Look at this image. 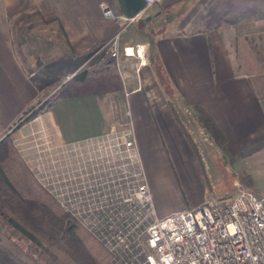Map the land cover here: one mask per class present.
<instances>
[{
  "label": "crops",
  "instance_id": "crops-1",
  "mask_svg": "<svg viewBox=\"0 0 264 264\" xmlns=\"http://www.w3.org/2000/svg\"><path fill=\"white\" fill-rule=\"evenodd\" d=\"M112 2L110 7L120 13L117 0ZM211 2L161 0L150 6L144 17L123 27L122 20L108 18L102 13L101 4H108L106 0H2L0 17L27 10L30 13H46L51 18L54 16L56 30L62 32L65 49L60 50L59 45L55 44L58 38L51 39L56 53L50 62L84 54L119 30L121 46L145 42L148 59L146 64L139 65L136 70L133 57L121 56L120 64L125 74H120V77L124 79V88L116 95L104 99L94 94L59 97L50 107L20 124L19 117L36 102L40 89L33 82L34 71L23 57L26 56L24 49H28L23 48L22 43V47L17 49L11 39L10 27L1 17L0 138L11 132L16 139L25 138L30 131L38 134L41 128L49 129L67 141L101 133L109 124L124 120L125 110L129 107V93L142 94L145 87H149V81L154 80L163 102L150 97L155 91L152 88L146 94V102L142 101L136 112L151 128L147 132V142L150 139V144L159 145L157 138L168 135L169 143L163 139L160 154L165 153L170 160L174 159L176 150L171 135L161 128L165 121L176 119L174 104L170 101V93L162 91L155 80L157 67L164 78L175 86L176 92H172V95L187 112L194 117L192 105L199 104L213 116L227 137L226 148L230 154L264 138V88L258 87L250 72L240 73L235 69V57L231 51L234 44L232 40L236 41L240 28H245L250 34L257 27L256 30L264 33V27L261 28L264 26V17L192 31L211 7L208 8ZM258 5L264 14V0H258ZM251 14L253 12L249 11L248 15ZM154 16L157 20L162 19V23L151 25ZM248 33H243L244 38H247ZM261 39L264 40V34L259 36ZM44 45V42L40 44L39 49L41 46L44 48ZM59 50L63 53L59 54ZM36 62L44 67L42 61ZM118 98L125 103L123 109L118 105ZM76 107L81 109V117L76 118ZM182 134L186 138L185 133ZM150 144L144 148L149 151L152 146L155 150L157 144ZM227 183V178L215 181L203 201L227 196Z\"/></svg>",
  "mask_w": 264,
  "mask_h": 264
},
{
  "label": "built area",
  "instance_id": "built-area-1",
  "mask_svg": "<svg viewBox=\"0 0 264 264\" xmlns=\"http://www.w3.org/2000/svg\"><path fill=\"white\" fill-rule=\"evenodd\" d=\"M143 1L128 18L106 3L101 9L124 27L161 0ZM99 49L115 59L120 74L121 56L136 57V70L148 59L145 43L121 46L120 30ZM31 135L19 146L29 170L105 247L111 264H264V191L239 187L196 207L157 214L129 107L124 120L98 134L67 141L42 128Z\"/></svg>",
  "mask_w": 264,
  "mask_h": 264
},
{
  "label": "trees",
  "instance_id": "trees-1",
  "mask_svg": "<svg viewBox=\"0 0 264 264\" xmlns=\"http://www.w3.org/2000/svg\"><path fill=\"white\" fill-rule=\"evenodd\" d=\"M107 1L113 3L112 0ZM262 10L258 0H219L209 8L201 22L193 26L192 31L261 18L264 17ZM247 11L253 14L248 15ZM101 44L84 54L61 58L59 63L62 66L47 76L41 75L40 70L34 72L32 79L40 90L61 82L64 76H71L37 108H27L19 117V123L47 109L59 97L94 94L104 99L121 92L124 83L115 59L105 51L93 56ZM50 63L53 62L45 64L46 68ZM192 109L203 132L226 153L227 137L213 116L199 104H193ZM175 115L179 121L178 115ZM182 128L186 138L191 141L186 129ZM262 149L264 138L230 154V161L248 158ZM237 174L243 188L256 191L250 179L246 178L248 171H237ZM2 223L22 234L27 241L26 247L6 232ZM75 248L81 251L77 252ZM0 264H111L105 247L66 213L36 181L14 147L10 133L0 138Z\"/></svg>",
  "mask_w": 264,
  "mask_h": 264
},
{
  "label": "rangeland",
  "instance_id": "rangeland-1",
  "mask_svg": "<svg viewBox=\"0 0 264 264\" xmlns=\"http://www.w3.org/2000/svg\"><path fill=\"white\" fill-rule=\"evenodd\" d=\"M211 1L212 0H210V2ZM217 1L219 0H216L214 3L211 2L212 4L210 3L208 8L214 4H217ZM1 2L2 0H0V4ZM106 2L108 1L106 0ZM108 4H110V2H108ZM26 12L6 16L1 15L2 21L6 22V24L10 27L11 39L13 40V43L17 49L20 48L21 43L23 48L28 49L27 51L24 49L26 56L23 57L26 60L29 68L34 72L40 70L39 73L41 75L47 76L51 74V72H56L58 67L62 66V64L59 62H53L47 68L45 66V62H50L51 58H55L54 54L56 53V48L53 49V43L51 39L54 40L58 38L55 44L59 45L60 50L62 48L65 49L62 32L60 29L56 30V20H53L54 16L51 18L52 16L46 13H30V10H27ZM0 23H2L1 20ZM161 23L162 19L157 20L155 16L152 17L150 22L151 25ZM262 27L264 26H261V28ZM241 29L242 28L239 29L238 38L236 41L234 42V40H232L234 44L231 46V51L233 53L232 55L235 57L234 67L240 73L250 72L253 74L258 87L261 86L264 88V40H259V36H263L264 33L262 31L256 30L257 27L254 30L255 32L250 34L246 32L245 28L242 30ZM243 33H248L247 38H244ZM43 42L45 43V47L43 48L41 46L39 49L40 44ZM99 47L94 51L93 56H96L103 51L102 49H99ZM60 50L59 54H62L63 52ZM128 50L130 51L131 48H128ZM131 57H133V62L136 67L138 60L134 56ZM36 61H42L44 67H40L41 65H39V63ZM158 69L160 68L157 67L158 73L155 74L156 79H154L162 91L170 93V101L174 104V111L178 115L179 119L178 121L175 118L174 120L171 118L170 121H165L161 126L163 131L164 129L165 132L167 131L166 134L171 135V140L176 150V158L174 157V159L170 160L165 153L160 154L162 151L160 148L163 144V139L167 143L169 139L168 135L162 136V139L157 138L159 145L157 143L156 145L151 142V144L156 145L155 150L152 148V146L149 151L144 148L145 145L150 144V139L148 141L149 143L147 142V132H149L151 128L149 125L143 122L140 116H138L136 110L138 106L142 104V101L146 102L147 95L150 91H152V88L155 91L153 92L154 94H149L150 97L155 99L158 98V101H161V103L163 102V100L160 98V92L154 85V80L152 82L149 81V87L146 86L142 94L130 92L128 96L129 108L134 124L136 139L157 214L162 216L177 209L196 207L200 205L203 202L204 195H206L207 190H211V185L221 178H227L229 181V183H227L228 186L226 195L235 193L237 188H243L244 186L238 179L237 171H248L249 174L246 176V178L250 179V182L253 184L256 190L254 192H263L264 149L254 152L248 156V158H240L230 161V152L227 151L226 153H223L220 146L212 141V139H210L203 132L202 128L197 123L196 118H194L195 116L193 117L189 111L187 112V110L184 109L180 102L175 100L173 96L174 94L172 95V92H176L175 86L167 81V79L164 78V74ZM43 70L46 72H43ZM122 74H125L123 69ZM69 77L70 75L64 76L61 82H55L46 86L43 90H40V94H38L37 97L38 99L29 107L37 108V106L40 105L45 99L51 97L57 91V88ZM118 105L122 109L125 107L124 101L120 98H118ZM75 110L77 111L76 118L81 117V109L76 107ZM18 122L20 121L18 120ZM182 127H184L188 132L189 136L191 137V141L183 136ZM33 133L34 132L30 131V134L26 135V137H29ZM10 136L12 138L14 147L20 155L22 153L21 157L26 163L28 154H26L27 152L25 153V151L22 149L20 151L19 148L21 145L22 147H25V139H23L24 137L16 139L14 135H12V132L10 133ZM154 140L156 142V138H154ZM231 180L233 183L230 184ZM2 225L6 232L12 234L18 240V242L26 247L27 241L22 234L18 233L5 223H2ZM75 249L77 252L81 251L79 248Z\"/></svg>",
  "mask_w": 264,
  "mask_h": 264
},
{
  "label": "water",
  "instance_id": "water-1",
  "mask_svg": "<svg viewBox=\"0 0 264 264\" xmlns=\"http://www.w3.org/2000/svg\"><path fill=\"white\" fill-rule=\"evenodd\" d=\"M118 10L124 17H133L144 6L143 0H117Z\"/></svg>",
  "mask_w": 264,
  "mask_h": 264
}]
</instances>
